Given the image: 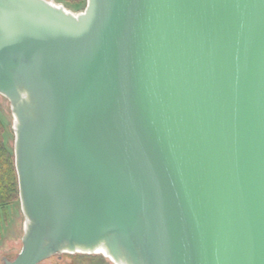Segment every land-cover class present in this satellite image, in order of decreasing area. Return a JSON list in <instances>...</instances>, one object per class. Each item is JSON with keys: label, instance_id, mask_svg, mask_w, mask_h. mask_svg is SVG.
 Here are the masks:
<instances>
[{"label": "water", "instance_id": "1", "mask_svg": "<svg viewBox=\"0 0 264 264\" xmlns=\"http://www.w3.org/2000/svg\"><path fill=\"white\" fill-rule=\"evenodd\" d=\"M24 216L3 264H264V0H0Z\"/></svg>", "mask_w": 264, "mask_h": 264}, {"label": "rangeland", "instance_id": "2", "mask_svg": "<svg viewBox=\"0 0 264 264\" xmlns=\"http://www.w3.org/2000/svg\"><path fill=\"white\" fill-rule=\"evenodd\" d=\"M63 6L67 11L78 14L86 6V0H48ZM0 123L3 127L2 138L7 149L14 154L13 115L9 101L0 94ZM24 216L19 195L9 203L0 205V264L3 257L13 259L21 249V237L24 229ZM39 264H115L104 253H60Z\"/></svg>", "mask_w": 264, "mask_h": 264}, {"label": "trees", "instance_id": "3", "mask_svg": "<svg viewBox=\"0 0 264 264\" xmlns=\"http://www.w3.org/2000/svg\"><path fill=\"white\" fill-rule=\"evenodd\" d=\"M2 132L3 127L0 123V205L9 203L18 195L14 154L4 144Z\"/></svg>", "mask_w": 264, "mask_h": 264}, {"label": "bare ground", "instance_id": "4", "mask_svg": "<svg viewBox=\"0 0 264 264\" xmlns=\"http://www.w3.org/2000/svg\"><path fill=\"white\" fill-rule=\"evenodd\" d=\"M100 253H104V252L100 251ZM105 255H106V254H105Z\"/></svg>", "mask_w": 264, "mask_h": 264}]
</instances>
